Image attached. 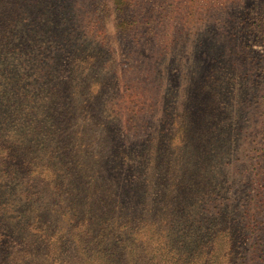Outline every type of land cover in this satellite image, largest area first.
<instances>
[{
    "label": "rangeland",
    "instance_id": "1",
    "mask_svg": "<svg viewBox=\"0 0 264 264\" xmlns=\"http://www.w3.org/2000/svg\"><path fill=\"white\" fill-rule=\"evenodd\" d=\"M123 8L0 0V154L15 158L0 160V219L15 230L0 224V247H18L16 259L31 253L27 264H264V25L246 39L238 63L251 74L242 80L224 87L217 75L238 70L237 60L234 69L216 66V78L191 72L204 58H227L219 18L264 17V0H126ZM30 40L54 54L44 80L34 57L15 51ZM18 62L28 66L21 82ZM205 83L217 87L190 108ZM199 145L216 151L196 163ZM86 181L101 184L104 207ZM110 200L154 226L125 224ZM212 214L216 239L204 223ZM222 230L231 232L230 255ZM192 252L200 257L186 263ZM7 255L3 262L18 264Z\"/></svg>",
    "mask_w": 264,
    "mask_h": 264
},
{
    "label": "trees",
    "instance_id": "2",
    "mask_svg": "<svg viewBox=\"0 0 264 264\" xmlns=\"http://www.w3.org/2000/svg\"><path fill=\"white\" fill-rule=\"evenodd\" d=\"M112 3L114 4V8L117 12H119V14H121L124 11L123 6L126 4V0H112ZM118 26H122V27H127L126 23L123 21H118L117 22ZM264 25V17L260 16L259 14H252L250 11H245V10H240L239 12L237 11H230L227 12L226 14H224V16L222 18H219L218 23L215 25L216 26V30L220 33V35L222 34L223 36V46H222V50L224 52H229V54L227 55V58H214L212 60V58H210V61H205V58L202 59L203 60V67L202 69H199L200 67L195 68L194 70L191 69V72L193 74L197 73L198 71V77L201 78V74L204 77H208V78H216V74H214V72L217 70L216 66L220 69L222 68V66L224 64H226L227 62H230L233 69L235 68L234 65L237 63V65L239 66L238 70H234L235 72H228V74L223 73L222 71L218 72L217 75L219 76H223L225 75L226 77V83H224V87H227L228 84H230L231 82L237 81V80H242V77H246V74H251V71L245 67L243 65V60H241V63L239 64L238 59L240 57L241 54H247L249 53V50H247V48H249V43L247 42V38L249 39V34L252 32V28L254 26H261ZM25 44L21 45V48L15 50L18 52H21V54L23 55L24 53L26 54L24 59H29L30 57H34L31 60V64L33 66H37L38 70L40 72V76L38 80H44L46 79L45 77H47V74L49 72V70L51 69V67L53 66V60H54V54L52 52H50V50H46L44 43L40 42L39 40H30V43L25 46ZM19 46V45H18ZM18 46H16L15 48H17ZM29 46V48H28ZM29 51V52H28ZM224 54V53H223ZM42 56V58H40ZM235 60L236 63H235ZM205 64H208L207 66H205ZM18 65L20 66L19 70H18V74L19 75V80L21 82L22 78H21V74L20 72L26 74V70L28 69V66H25L22 62L21 64ZM208 67H209V71H208ZM214 67V68H213ZM201 70V72H200ZM29 72L31 73L32 71L29 70ZM194 78V77H193ZM30 79V77H29ZM196 79V78H195ZM31 86H32V82H31ZM195 86V90H197L196 88V84H194ZM203 87V92L200 95H196V97L194 98L193 104H191L190 108H192L193 106L196 107H200L201 108V101L203 100L202 96L205 95H210L209 93L212 92L214 87H217L216 83H205L202 85ZM1 88V86H0ZM212 88V89H211ZM223 88V87H221ZM36 89V88H35ZM212 102H214L213 100H211ZM214 104V103H213ZM189 106V105H188ZM213 108H218L216 105L212 106ZM192 112V111H190ZM211 112V111H209ZM200 147V152H203L204 154H201L200 159H199V155L197 158H193V161H196V163H201L204 160V156H207L206 159L210 158L212 156V154L215 153L216 149L214 147L206 150V148L202 147V145H199ZM65 150V149H63ZM62 150V154L63 152L65 153V151ZM69 153V151L67 152ZM189 152L184 151L183 153H181V151L176 153L177 157H180L182 160L188 159L189 160ZM13 155L10 154L8 151H6V154H4V156L2 154H0V160H2V165H4V159L5 158H11L14 161V157H12ZM64 156V154H63ZM63 156H60V160H63ZM175 157V156H174ZM173 157V158H174ZM170 158V157H169ZM21 166L23 164H25L26 162H20ZM167 163H172V160H169ZM199 166V165H198ZM87 182V181H86ZM88 185V197L90 199H92V201H94L98 206H103L104 207V203L106 205V202H104V196L101 194L104 189H101V184L100 187H97L98 184L96 183H89L87 182ZM99 186V185H98ZM173 186L175 188L179 187L180 185H174ZM189 189L191 187L193 188H197V185H192V184H188ZM213 191V194H215V190H211ZM108 203H110V207L113 208H117L119 209L121 212V216L124 217V223L125 224H130L132 226V223L137 226L140 229H148L150 230V228H152V226H154L153 220L148 222V220L145 218V216H142L140 213H138V211H131V210H127L126 208H124L123 206H119L114 200H110L107 201ZM135 204L137 205H132V207L136 208L139 203L136 202ZM131 209H134L132 208ZM172 217V216H171ZM206 221L205 223V229L207 230V234H208V239L211 237H214V239H216L217 237H219V233H216L215 229H216V214H212L210 216L205 217ZM179 218L176 220L178 221ZM0 224L4 225V231L6 234L8 235H12L13 229L12 231L10 230V226L6 223H4L1 219H0ZM164 224H167V226L171 227V225L174 224V222H172V219L170 221L166 220ZM161 227V226H160ZM154 228V227H153ZM11 232V233H10ZM153 232V230L151 231ZM221 233V231H220ZM231 232L226 231V230H222V234L223 236H225L228 239H225L224 237H221L223 239H225L226 245L228 246L226 248V253H228V255H230L232 253L231 250V240H230V235ZM34 234H37L34 232ZM8 242V241H6ZM4 244V245H3ZM11 243H9L10 246ZM19 244V243H18ZM6 243H2V247H0V251H3L2 253H4V251L6 250V252H8L7 257L5 258L4 256V260L11 258L12 260L16 259V255L14 253V250H18V247H8V249H6ZM1 253V254H2ZM25 255V260H23V258L20 259H16L18 264H27L26 260L28 258H30L31 253H27L26 251L23 252ZM0 254V255H1ZM227 255V256H228ZM1 257V256H0ZM200 257V255L195 252L191 254V256H189L187 253L185 254V258H188L186 263H193L195 261V259H198ZM225 262L228 263L229 262V258H225ZM1 263L2 264H8V262H3V258H0Z\"/></svg>",
    "mask_w": 264,
    "mask_h": 264
}]
</instances>
